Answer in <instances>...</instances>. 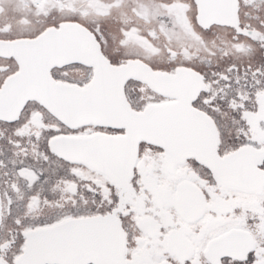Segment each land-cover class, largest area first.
<instances>
[{
  "label": "snow or ice",
  "instance_id": "obj_1",
  "mask_svg": "<svg viewBox=\"0 0 264 264\" xmlns=\"http://www.w3.org/2000/svg\"><path fill=\"white\" fill-rule=\"evenodd\" d=\"M0 264H264V0H0Z\"/></svg>",
  "mask_w": 264,
  "mask_h": 264
}]
</instances>
